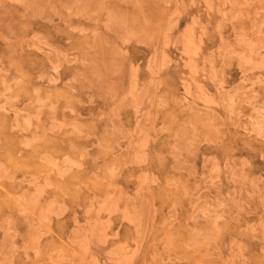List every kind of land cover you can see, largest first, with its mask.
<instances>
[{"label": "rangeland", "instance_id": "rangeland-1", "mask_svg": "<svg viewBox=\"0 0 264 264\" xmlns=\"http://www.w3.org/2000/svg\"><path fill=\"white\" fill-rule=\"evenodd\" d=\"M0 264H264V0H0Z\"/></svg>", "mask_w": 264, "mask_h": 264}, {"label": "bare ground", "instance_id": "bare-ground-1", "mask_svg": "<svg viewBox=\"0 0 264 264\" xmlns=\"http://www.w3.org/2000/svg\"><path fill=\"white\" fill-rule=\"evenodd\" d=\"M256 77V76H255ZM130 223V222H129Z\"/></svg>", "mask_w": 264, "mask_h": 264}]
</instances>
